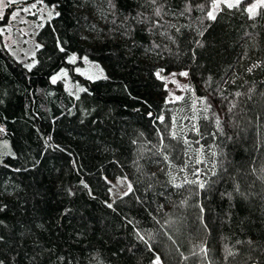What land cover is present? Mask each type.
<instances>
[{
    "label": "trees",
    "instance_id": "1",
    "mask_svg": "<svg viewBox=\"0 0 264 264\" xmlns=\"http://www.w3.org/2000/svg\"><path fill=\"white\" fill-rule=\"evenodd\" d=\"M212 1H10L49 14L29 66L0 30V264L264 263V4Z\"/></svg>",
    "mask_w": 264,
    "mask_h": 264
},
{
    "label": "rangeland",
    "instance_id": "2",
    "mask_svg": "<svg viewBox=\"0 0 264 264\" xmlns=\"http://www.w3.org/2000/svg\"><path fill=\"white\" fill-rule=\"evenodd\" d=\"M12 0H0V17L3 13L6 15L5 23L0 27L4 35V44L10 50V52L26 66L31 65L34 61V49L36 46V40L34 37V29L38 23V18L43 20L49 14V11L45 7H38L31 4L22 3H10ZM237 0H213L209 13L212 15L222 7V4L233 3ZM262 3L264 0H255V4ZM19 5V6H18ZM6 7V8H5ZM35 14V16H32ZM88 66V67H86ZM86 67V68H85ZM80 72L84 73L87 70H92V77L97 74L96 66L93 63H86L82 66ZM89 73V72H88ZM99 73V71H98ZM180 73H187L184 70L178 71H163V69H157V74L164 79L167 93L169 97H174L186 87L188 83L187 75H180ZM68 73L65 68H59L51 76V80L55 77L60 78L69 87L73 86L71 80L68 79ZM11 153V147L9 140L6 137H0V155ZM128 188V183L124 178L113 177L109 183V198L115 195L125 192ZM149 264H162L156 257L149 262Z\"/></svg>",
    "mask_w": 264,
    "mask_h": 264
},
{
    "label": "snow or ice",
    "instance_id": "3",
    "mask_svg": "<svg viewBox=\"0 0 264 264\" xmlns=\"http://www.w3.org/2000/svg\"><path fill=\"white\" fill-rule=\"evenodd\" d=\"M238 2H239V0H238ZM108 3H109L110 8L113 7V5L111 4V0H108ZM228 6L231 7L232 5H228ZM157 14H159V13H157ZM57 15H58V13H57ZM209 17H212V13H209ZM180 75H187V73H180ZM55 81H56V78L54 77L53 83H55ZM201 187H203V185H201Z\"/></svg>",
    "mask_w": 264,
    "mask_h": 264
},
{
    "label": "water",
    "instance_id": "4",
    "mask_svg": "<svg viewBox=\"0 0 264 264\" xmlns=\"http://www.w3.org/2000/svg\"><path fill=\"white\" fill-rule=\"evenodd\" d=\"M254 264H264V263H254Z\"/></svg>",
    "mask_w": 264,
    "mask_h": 264
}]
</instances>
